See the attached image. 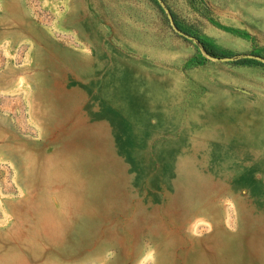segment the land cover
<instances>
[{"label": "rangeland", "instance_id": "rangeland-1", "mask_svg": "<svg viewBox=\"0 0 264 264\" xmlns=\"http://www.w3.org/2000/svg\"><path fill=\"white\" fill-rule=\"evenodd\" d=\"M0 264H264V0H0Z\"/></svg>", "mask_w": 264, "mask_h": 264}, {"label": "trees", "instance_id": "trees-1", "mask_svg": "<svg viewBox=\"0 0 264 264\" xmlns=\"http://www.w3.org/2000/svg\"><path fill=\"white\" fill-rule=\"evenodd\" d=\"M199 43L202 46L204 52L206 54H208L209 56L215 57V58H224L225 57V55H223L220 51L208 46L207 44H205L203 42H199ZM251 62L256 63V62H254V60H248V59H239L235 63L242 64V63H251Z\"/></svg>", "mask_w": 264, "mask_h": 264}]
</instances>
